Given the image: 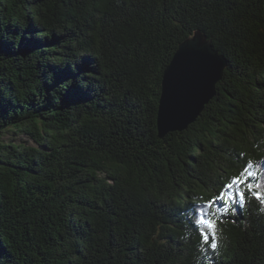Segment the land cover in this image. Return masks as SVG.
Segmentation results:
<instances>
[{"label": "trees", "instance_id": "16d2710c", "mask_svg": "<svg viewBox=\"0 0 264 264\" xmlns=\"http://www.w3.org/2000/svg\"><path fill=\"white\" fill-rule=\"evenodd\" d=\"M197 32L228 65L161 139L162 78ZM247 162L264 193V0H0V264H264V203L206 207Z\"/></svg>", "mask_w": 264, "mask_h": 264}, {"label": "water", "instance_id": "95a60500", "mask_svg": "<svg viewBox=\"0 0 264 264\" xmlns=\"http://www.w3.org/2000/svg\"><path fill=\"white\" fill-rule=\"evenodd\" d=\"M195 40L194 47H187ZM182 53V55H181ZM228 60L221 55L211 40L197 32L186 39L176 51L162 78L158 107V136L186 131L216 96V86L223 79ZM176 66L170 76L169 69ZM172 88L169 93V83ZM167 100V116L162 115Z\"/></svg>", "mask_w": 264, "mask_h": 264}, {"label": "snow or ice", "instance_id": "6c2138e0", "mask_svg": "<svg viewBox=\"0 0 264 264\" xmlns=\"http://www.w3.org/2000/svg\"><path fill=\"white\" fill-rule=\"evenodd\" d=\"M195 44L196 41L193 40L187 47H194ZM175 71L176 66H173V68L169 69L170 76ZM171 88L172 85L170 82L168 86L169 93H171ZM167 108L168 105L166 100L162 115L167 116ZM252 168L253 164L251 162H247L246 166L240 172L239 176L232 178L229 183L222 185V189L226 188L229 191L226 193L225 191L221 190L215 197L207 202L206 207H214L217 201H222L225 205H227L231 201L232 204H239L242 207L245 202V189L248 192H252L255 199L259 200L261 203H264V193L260 191L253 192V189H259L261 187V184L259 183V181H257L256 184L251 183V180L257 178V173L251 171ZM234 188L235 191H233ZM222 211L226 212L227 209L225 208ZM233 211H235V208H233ZM204 215L208 216L209 213L205 212ZM196 223L204 225V227L207 229V231L199 230L200 236L204 243L208 244L213 251L216 250L218 247V236L216 228L217 221L215 219H204L203 217H201L200 220H198Z\"/></svg>", "mask_w": 264, "mask_h": 264}, {"label": "rangeland", "instance_id": "374dc122", "mask_svg": "<svg viewBox=\"0 0 264 264\" xmlns=\"http://www.w3.org/2000/svg\"><path fill=\"white\" fill-rule=\"evenodd\" d=\"M2 139L6 142L15 141L16 143H23V144H32V142L29 140L28 136L25 135H15L12 132L6 133Z\"/></svg>", "mask_w": 264, "mask_h": 264}]
</instances>
